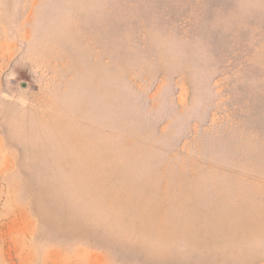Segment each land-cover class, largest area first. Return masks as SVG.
<instances>
[{"label":"rangeland","instance_id":"obj_1","mask_svg":"<svg viewBox=\"0 0 264 264\" xmlns=\"http://www.w3.org/2000/svg\"><path fill=\"white\" fill-rule=\"evenodd\" d=\"M0 264H264V0H0Z\"/></svg>","mask_w":264,"mask_h":264}]
</instances>
